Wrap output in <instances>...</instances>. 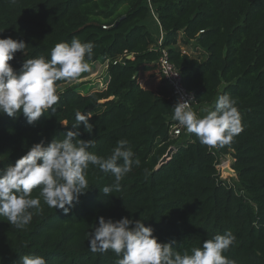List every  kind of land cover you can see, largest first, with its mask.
<instances>
[{"label": "trees", "instance_id": "obj_1", "mask_svg": "<svg viewBox=\"0 0 264 264\" xmlns=\"http://www.w3.org/2000/svg\"><path fill=\"white\" fill-rule=\"evenodd\" d=\"M152 21L198 103L211 110L219 95L237 100L243 131L230 145L210 148L194 134L169 133L176 103L157 64V36L146 28ZM0 31V38L27 45L9 62L17 71L25 59H50L57 43L73 37L95 45L90 63L108 62L102 88L58 90L57 111L34 125L23 115H0V168L14 165L32 144L75 130L77 111L92 114L91 134L83 124L79 129L80 139L96 140L89 151L107 157L125 139L140 161L121 190L107 196L100 189L114 177L90 167V190L68 213L41 201L43 211L25 229L0 217L2 264H20L24 255L47 264H117L122 257L115 252L90 250L89 233L101 216L141 218L158 242L175 240L179 252L230 230L236 240L223 254L234 264H264V0H0ZM183 46L194 52L183 53ZM169 148L171 157L159 165ZM227 155L238 184L217 169Z\"/></svg>", "mask_w": 264, "mask_h": 264}, {"label": "clouds", "instance_id": "obj_2", "mask_svg": "<svg viewBox=\"0 0 264 264\" xmlns=\"http://www.w3.org/2000/svg\"><path fill=\"white\" fill-rule=\"evenodd\" d=\"M26 47L22 39L0 38V115L13 119L23 115L29 125H34L42 115L57 111L54 107L60 100L57 82L76 81L83 73L91 71L95 45L73 37L70 43H57L50 59L43 55L25 59L17 71L9 62L18 51L24 53ZM193 102L191 98L179 100L172 109V119L187 133L194 134L202 145L210 148L230 145L243 131L237 100L230 94L219 95L214 108L205 109L206 115L202 118L193 110ZM91 117L90 112L77 111L71 126L75 130L66 131L62 139L32 144L14 165L0 168V217L3 220L17 229H25L34 212L43 211L41 201L49 208L68 213L90 190V167L114 177L112 185L100 189L105 196L121 190V181L140 161L134 159L125 139L118 140L107 157L89 151L95 148L96 140L80 139L79 129L83 124L84 131L91 134ZM34 190H38L36 197L32 195ZM235 240L229 230L205 240L202 247L179 252L173 247L175 240L158 242L154 229L146 227L141 218L123 217L114 221L101 216L89 233L88 243L94 253L111 250L121 256L117 264H234L223 253ZM20 264L47 262L43 256L24 255Z\"/></svg>", "mask_w": 264, "mask_h": 264}, {"label": "built area", "instance_id": "obj_3", "mask_svg": "<svg viewBox=\"0 0 264 264\" xmlns=\"http://www.w3.org/2000/svg\"><path fill=\"white\" fill-rule=\"evenodd\" d=\"M156 20V18L154 17ZM164 34L162 30L159 31V37H158V51H159V58L157 61V64L160 69V73L164 79V81L167 83V85L170 88L171 96L175 103L181 99H194V102L192 103L193 110L197 113L199 117H203L206 115L205 109L210 110V106L203 105L197 102L196 97L193 92L187 90L183 83L182 75L180 70L171 62L169 59L167 49L160 47L163 41ZM183 53H186L184 50H182ZM169 133L173 137H180L184 136L186 139H189L191 133H187L185 129H183L181 126L178 125V122L175 121L170 126Z\"/></svg>", "mask_w": 264, "mask_h": 264}, {"label": "rangeland", "instance_id": "obj_4", "mask_svg": "<svg viewBox=\"0 0 264 264\" xmlns=\"http://www.w3.org/2000/svg\"><path fill=\"white\" fill-rule=\"evenodd\" d=\"M146 28L150 30V32H152L154 36H155V33L158 34V32L160 31L157 23L154 21L148 22L146 25ZM181 49L189 54L194 52L192 49L186 46L181 47ZM107 63L108 62L106 60L97 61L96 63L95 62L90 63L91 65L90 72L83 73L78 80L67 82L66 84L60 86L58 90H62L67 87V88H73L77 92L84 94L88 90L102 88V86L104 85L105 78H106ZM231 161H232V158L230 155L221 156L219 160V164L217 165V169L219 170L221 178L223 180H227L229 183L238 184L236 174L234 172L232 174H228V172H226V169H230Z\"/></svg>", "mask_w": 264, "mask_h": 264}, {"label": "water", "instance_id": "obj_5", "mask_svg": "<svg viewBox=\"0 0 264 264\" xmlns=\"http://www.w3.org/2000/svg\"><path fill=\"white\" fill-rule=\"evenodd\" d=\"M173 151H174L173 148H169L168 151L166 152V154L159 161V165H162L163 163H165L171 157ZM226 172H228V174L233 173V171L231 169H226Z\"/></svg>", "mask_w": 264, "mask_h": 264}, {"label": "crops", "instance_id": "obj_6", "mask_svg": "<svg viewBox=\"0 0 264 264\" xmlns=\"http://www.w3.org/2000/svg\"><path fill=\"white\" fill-rule=\"evenodd\" d=\"M155 36H157V39H158L159 35L155 33Z\"/></svg>", "mask_w": 264, "mask_h": 264}, {"label": "bare ground", "instance_id": "obj_7", "mask_svg": "<svg viewBox=\"0 0 264 264\" xmlns=\"http://www.w3.org/2000/svg\"><path fill=\"white\" fill-rule=\"evenodd\" d=\"M226 166V165H225Z\"/></svg>", "mask_w": 264, "mask_h": 264}]
</instances>
